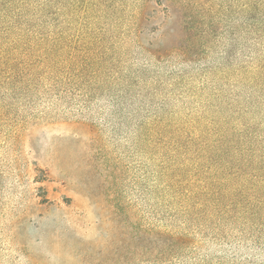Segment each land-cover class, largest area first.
Returning <instances> with one entry per match:
<instances>
[{
    "label": "rangeland",
    "instance_id": "obj_1",
    "mask_svg": "<svg viewBox=\"0 0 264 264\" xmlns=\"http://www.w3.org/2000/svg\"><path fill=\"white\" fill-rule=\"evenodd\" d=\"M144 1L73 0L67 11L57 0L53 27L28 13L32 27L14 28L54 30L67 46L51 72L0 67V264H152L141 231L149 243L152 229L181 230L156 192V137L168 138V119H217L232 98L256 96L264 39L247 33L245 0H192L215 27L190 56L168 49L163 14L142 22ZM219 259L264 264V246L205 240L174 264Z\"/></svg>",
    "mask_w": 264,
    "mask_h": 264
},
{
    "label": "trees",
    "instance_id": "obj_2",
    "mask_svg": "<svg viewBox=\"0 0 264 264\" xmlns=\"http://www.w3.org/2000/svg\"><path fill=\"white\" fill-rule=\"evenodd\" d=\"M31 2L0 0V42L15 39L16 43L12 48L0 47V67L51 72L56 68L61 48L65 50L67 46H58L61 33L32 30L13 34L14 28L32 27L28 13L49 20L52 27L55 25L57 0ZM245 2L239 10L246 15L247 33L253 42L260 41L264 39V0ZM192 3L145 0L142 22L163 14L169 21L168 35L173 36L168 49H179L189 56L199 54L201 41L215 25ZM72 4L73 0H67V11ZM12 34L16 36L13 38ZM19 48L22 55L17 59L13 56ZM256 70L259 72L252 73L249 80L256 96L246 106L234 97L230 107H225L228 114L224 117H198L179 123L168 119V138L156 137L157 150L165 147L166 151H158L161 163L156 192L165 198L170 218L179 221L181 230L152 229L149 243L141 231L138 242L142 261L149 252L152 264H174L194 255L205 240L219 244L245 241L264 246V54L258 59ZM258 114L260 117H256ZM157 127L160 129L162 124ZM194 264L227 263L219 259Z\"/></svg>",
    "mask_w": 264,
    "mask_h": 264
}]
</instances>
